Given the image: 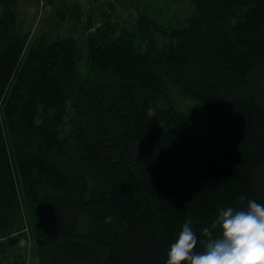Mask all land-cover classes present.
Returning <instances> with one entry per match:
<instances>
[{"label": "trees", "instance_id": "1", "mask_svg": "<svg viewBox=\"0 0 264 264\" xmlns=\"http://www.w3.org/2000/svg\"><path fill=\"white\" fill-rule=\"evenodd\" d=\"M189 2L65 1L35 34L0 0V264L28 237L39 264H166L188 218L264 204V0Z\"/></svg>", "mask_w": 264, "mask_h": 264}, {"label": "clouds", "instance_id": "2", "mask_svg": "<svg viewBox=\"0 0 264 264\" xmlns=\"http://www.w3.org/2000/svg\"><path fill=\"white\" fill-rule=\"evenodd\" d=\"M239 203L218 209L199 239L188 218L169 246L166 264H264V204L244 196Z\"/></svg>", "mask_w": 264, "mask_h": 264}, {"label": "rangeland", "instance_id": "3", "mask_svg": "<svg viewBox=\"0 0 264 264\" xmlns=\"http://www.w3.org/2000/svg\"><path fill=\"white\" fill-rule=\"evenodd\" d=\"M65 1H79L86 7L93 4V0H55L49 3L48 0H19L18 3V30L37 34L48 29V16L52 10L60 7ZM105 1V0H101ZM117 3L122 18L135 16L137 11L132 5L122 7L120 0H108ZM133 1V0H128ZM140 9H148L149 14L155 16L159 21L165 23H184V17L192 12L193 6L189 0H139ZM154 4V6H153ZM153 6V8L151 7ZM178 17V20H176ZM182 110L188 112L192 119V133L195 137L208 142V129L206 125L207 110L196 100L181 97L174 93ZM210 145V144H209ZM34 241L28 237L20 243V248L3 257L4 264H39L35 253Z\"/></svg>", "mask_w": 264, "mask_h": 264}]
</instances>
